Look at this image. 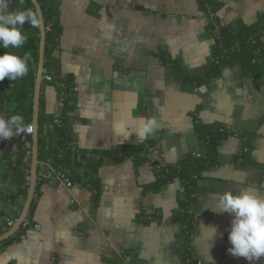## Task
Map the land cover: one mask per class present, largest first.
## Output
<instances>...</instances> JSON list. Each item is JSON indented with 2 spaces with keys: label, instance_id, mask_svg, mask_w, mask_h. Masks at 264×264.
Segmentation results:
<instances>
[{
  "label": "crops",
  "instance_id": "1",
  "mask_svg": "<svg viewBox=\"0 0 264 264\" xmlns=\"http://www.w3.org/2000/svg\"><path fill=\"white\" fill-rule=\"evenodd\" d=\"M56 1L61 36L57 62L45 75L73 79V144L95 152L135 145L141 143L135 129L125 138L115 122L131 125L155 117L154 158L177 164L202 151L197 120L229 129L232 135L219 146V165L199 180L193 257L196 264H264V257L248 261L231 255L234 215L214 210L225 191L264 193V75L247 76L239 64L196 86L162 61L164 51L192 74L213 62L216 41L196 0ZM219 1L223 24L251 25L264 14V0ZM41 93V110L57 114V86L44 79ZM56 169L50 160H40L38 174ZM98 174L97 200L96 191L77 181L72 187L56 177L39 181L28 215L42 229L21 226L0 245V264H184V182L176 179L153 191V166L132 161L102 165ZM16 188L12 176L0 171V193Z\"/></svg>",
  "mask_w": 264,
  "mask_h": 264
},
{
  "label": "trees",
  "instance_id": "2",
  "mask_svg": "<svg viewBox=\"0 0 264 264\" xmlns=\"http://www.w3.org/2000/svg\"><path fill=\"white\" fill-rule=\"evenodd\" d=\"M47 28L45 50V74H50L57 62L55 51L59 46L61 26L59 25V4L56 0H38ZM200 8L208 15V30L214 37V60L203 71L192 74L179 60L171 58L161 51L162 61L170 65L174 72L188 83L201 86L218 76L225 67L242 65L244 74L254 79L264 75V14L251 25L223 24L217 12L222 6L219 0H196ZM11 10L31 8L36 10L31 0H10ZM29 35L27 44L22 49H5L0 44V56L6 51L18 52L21 56L30 52L29 73L23 79L0 82V115L6 117L20 114L25 124H33L35 85L40 56L41 31L30 24L24 28ZM59 92L60 110L58 122L55 115L47 116L43 110L39 115V160H50L57 170H66L73 181L91 187L96 191V200L101 192L99 168L105 164H121L132 161L136 165L150 164L156 174V182L151 190L159 191L164 185L179 179L185 188L180 195L181 225L186 233L185 250L182 253L184 264H196L193 257L192 239L197 231V219L192 207L197 199L199 180L203 174L219 165V146L232 135V131L223 126H210L196 121L202 151L190 153L181 162L170 164L163 160L149 157L158 149L157 138L152 136L135 145H119L101 152L79 148L72 142L71 117L75 112V87L71 76L64 75L52 82ZM43 101V99H41ZM23 135V134H22ZM16 136L18 151H5L0 159V171L12 176L16 190L10 194L0 193V217L20 216L29 188L25 185L30 174L29 161L25 159L29 150L28 142ZM15 157V158H14ZM33 205V204H32ZM33 207L31 208V211ZM3 221V220H2ZM7 230L0 223V235ZM9 239L1 242L7 243Z\"/></svg>",
  "mask_w": 264,
  "mask_h": 264
},
{
  "label": "clouds",
  "instance_id": "3",
  "mask_svg": "<svg viewBox=\"0 0 264 264\" xmlns=\"http://www.w3.org/2000/svg\"><path fill=\"white\" fill-rule=\"evenodd\" d=\"M28 24L37 29L42 26V17L38 10L25 8L13 11L10 8V0H0V44L5 49H22L27 44L29 35L25 33L24 28ZM31 60L30 52L21 56L15 51H6L0 56V82L6 78L17 81L26 77ZM114 129L119 135L126 134L125 138L135 129L142 142L157 133L159 123L155 117H142L131 125L123 120L117 121ZM32 132L33 127L25 124L22 115H0V140H12L15 136ZM214 210L234 215L229 235L232 244L229 249L231 255L248 261L264 257V193L254 188H242L237 194H233L231 190L225 191L218 195ZM215 232L216 229L212 228L213 238Z\"/></svg>",
  "mask_w": 264,
  "mask_h": 264
},
{
  "label": "water",
  "instance_id": "4",
  "mask_svg": "<svg viewBox=\"0 0 264 264\" xmlns=\"http://www.w3.org/2000/svg\"><path fill=\"white\" fill-rule=\"evenodd\" d=\"M36 8L38 10L39 14L42 17V26L40 27L41 31V42H40V56H39V64H38V70H37V79H36V85H35V97H34V113H33V125L35 128V131L33 135L30 138V141L33 143V158H32V164L30 168V175H31V183L29 186L28 196L25 201L23 210L20 214V216L17 218L16 223L14 226L11 227V229L7 230L4 234L0 235V243L5 241L6 239L10 238L11 236L15 235L19 228L22 226L23 222L27 218L32 203L34 200V196L37 191L38 186V173H39V166H40V160H39V115L40 111L42 109V103H41V90H42V84L44 81V75H45V50H46V38H47V28L45 25L44 15L41 8V5L38 0H31Z\"/></svg>",
  "mask_w": 264,
  "mask_h": 264
},
{
  "label": "built area",
  "instance_id": "5",
  "mask_svg": "<svg viewBox=\"0 0 264 264\" xmlns=\"http://www.w3.org/2000/svg\"><path fill=\"white\" fill-rule=\"evenodd\" d=\"M44 79L48 82H53L55 81V77H53L52 75H45ZM4 115V114H1ZM56 119L55 121L58 122V117L59 114L55 115ZM33 127V132L31 134L29 133H24L22 135V140L28 142V146H29V150L26 152V157L25 159L29 161V164L31 165V160H32V146H31V141L30 138L34 131V125L30 124ZM16 137V136H15ZM15 137H13L12 140H0V159L2 158L3 154L5 151H14L17 152L18 151V144L16 143V140L13 141L15 139ZM149 157H153L154 158V154L153 155H149ZM15 158V157H14ZM161 160V159H160ZM60 178L61 180H63L66 185L68 187H72L74 185L73 179L70 176V173L66 170H50L48 172H44V173H40L38 174V182L44 179H53V178ZM31 183V175H27L26 176V183L25 185L29 188ZM19 216H8L6 218H2L0 217V223H3V228L4 229H8L11 228L12 226H14V224L16 223V220ZM3 220V221H2ZM22 226H24L25 228H33L36 230H41L42 226L38 223H34L32 222V220L29 218V215L27 216V218L25 219V221L23 222Z\"/></svg>",
  "mask_w": 264,
  "mask_h": 264
}]
</instances>
